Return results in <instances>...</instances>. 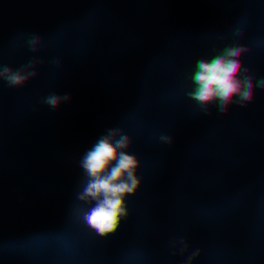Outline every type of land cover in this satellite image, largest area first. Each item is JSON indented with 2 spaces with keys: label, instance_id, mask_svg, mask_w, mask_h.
<instances>
[{
  "label": "rangeland",
  "instance_id": "obj_1",
  "mask_svg": "<svg viewBox=\"0 0 264 264\" xmlns=\"http://www.w3.org/2000/svg\"><path fill=\"white\" fill-rule=\"evenodd\" d=\"M92 1L0 0V42L20 27L46 31L60 16L77 14ZM216 1L159 0L157 15L151 22L148 19L153 11L142 8V0H110L117 10L133 11L131 25L144 39L154 37L150 30H155L154 38H158L171 27L189 29L167 41L166 61L159 65L146 56L149 47L145 44H140L145 48L144 52L136 54L133 51L127 42L134 41V34L124 28L114 13H109L105 19L116 27L98 32L94 43L90 37L95 32L89 30L61 40L55 58L56 71L62 73V78L55 87L47 88L44 83L46 64L36 48L26 55L2 56V69L10 85L0 87V146L4 135L12 130L17 132L23 146L12 152L16 151L21 170L16 173L15 163L7 162L2 169L4 177H0V238L56 222L59 198L66 194L76 174L85 166V154L91 152L93 158L102 159L105 152L96 143L113 128L119 130V134H122L121 130L126 132L124 140L116 141L118 146L109 147L110 153L114 154L109 162L112 172H123L130 178L128 194L116 205L115 218L121 219L123 230L119 240L104 243L95 257L82 264H119L130 247L129 231L138 225L139 212L147 198L160 199L157 218L161 223L162 215L169 207L168 200L174 196L170 189L172 184L203 209L218 202L226 177L229 193L249 189V180L259 176V168L249 149L247 120L240 117L221 132L222 136L239 144V149L230 157L232 165L229 167L218 157L210 142L203 143L197 137L200 127L181 117L160 113L156 108L149 112L150 116H145L150 129L130 123L132 119L122 123L133 110L137 80L139 76L145 78L147 75L142 72L145 67L151 69L150 79L156 86L175 89L187 84L196 93H203L204 84L195 73L214 70L212 48L206 44L199 46L201 57L187 59L184 69L176 67L174 62L184 60L193 47L198 46L192 34L204 27L215 26L218 19L214 7ZM233 2L239 15L243 11L242 0ZM207 7L210 10L206 14L204 8ZM187 36L192 39H181ZM244 41L242 36L239 42ZM59 100L66 109L63 122L54 109ZM247 111L255 124H264V105L259 101H251ZM28 116L31 123L26 134L21 129V122ZM130 133H134L131 139ZM125 140H128V146ZM164 158L166 169L160 165ZM261 167L264 168V160ZM261 177L264 179V174ZM202 180L217 183V187L212 184V195L204 196L197 188ZM138 190L139 197L136 196ZM120 204L132 207L129 209ZM225 241L220 237L222 245ZM0 264L34 263L4 256L0 257Z\"/></svg>",
  "mask_w": 264,
  "mask_h": 264
},
{
  "label": "trees",
  "instance_id": "obj_2",
  "mask_svg": "<svg viewBox=\"0 0 264 264\" xmlns=\"http://www.w3.org/2000/svg\"><path fill=\"white\" fill-rule=\"evenodd\" d=\"M242 5L243 11L238 15L233 0H217L215 26L192 34L199 46L206 44L215 54L214 70L195 73L204 84L201 95L187 84L175 89L154 85L151 69L144 66L142 72L147 75L138 77L135 105L122 123L132 119L130 123L150 129L145 116H150L156 108L160 113L181 117L200 127L197 137L203 143L210 142L229 167L230 157L239 144L221 132L241 117L249 124V149L255 155L259 176L249 180L247 191L235 193L226 190V177L223 194L208 209L196 205L172 184L174 196L168 200L169 207L161 223L157 218L160 199L147 198L140 209L138 225L129 231L130 247L119 264H260L264 261V179L261 177L264 124H255L247 111L251 101L264 105V0H242ZM204 9L207 14L210 7ZM109 13L98 0H93L77 14L60 16L46 31L16 28L0 42V87L10 85L2 69V56L26 55L32 48L43 55L46 87H55L62 78V73L56 71L55 58L61 40L88 30L106 32L114 26L105 19ZM242 36L245 41L240 44ZM127 43L136 54L145 50L132 40ZM161 61L166 60H151L158 65ZM54 109L63 122L66 118L63 101L55 102ZM120 132L113 128L100 136L96 146L105 152L102 159L93 158L91 152L85 154V166L76 174L66 194L59 198L56 222L0 238V257L34 264H82L95 257L104 243L120 239L123 227L121 219L115 218L116 205L128 194L130 178L123 172L114 174L109 163L114 155L109 147L124 140L126 132ZM133 135L130 133V139ZM126 144L129 145L128 140ZM212 184L217 187L215 181L202 180L197 188L204 196L212 195ZM136 196L139 197V190ZM220 237L225 238L224 245Z\"/></svg>",
  "mask_w": 264,
  "mask_h": 264
},
{
  "label": "built area",
  "instance_id": "obj_3",
  "mask_svg": "<svg viewBox=\"0 0 264 264\" xmlns=\"http://www.w3.org/2000/svg\"><path fill=\"white\" fill-rule=\"evenodd\" d=\"M100 1L102 7L106 9L108 12L114 13L115 16L119 19L118 21L123 25L124 28L127 30L131 31L133 35V39L135 42L138 44H145L146 47H149L147 57L148 59H163L165 56V52L167 49V41L172 37L176 35H180L183 33H187L189 31L188 28H169L166 30L161 37H156L154 38L155 35V30H150L154 33V37L152 38H146L141 37V35L136 31V29L131 25L130 18L133 16V11L130 10L126 13L123 12V10H117L113 7V4L110 2V0H98ZM159 0H142V8L151 10L153 11V14L150 16L148 19L151 22H154L155 17L157 15L158 9L156 7L157 3ZM111 3V5H110ZM139 17H143L142 14H139ZM198 31V30H197ZM98 39V33H94L90 37L91 43H94ZM152 39V43H150V40ZM150 44H153L151 47L149 46ZM201 49L198 46L193 47V49L190 51V55L185 58L184 60L176 59L175 60V66L178 68L184 69L187 65L188 60H197L201 57ZM188 59V60H187ZM31 120L30 116H28L26 119H24L21 122V129L24 133L29 132V126H30ZM23 144L19 141L18 134L17 132L8 131L6 135H4V142L1 145V150H0V177H4L2 169L6 165L7 162H13L15 163V170L16 173L19 172L20 169V164H18V155L16 154V151L12 153L15 149L18 150L19 147H22ZM170 161V160H169ZM166 158L160 161V165L163 169H166Z\"/></svg>",
  "mask_w": 264,
  "mask_h": 264
},
{
  "label": "water",
  "instance_id": "obj_4",
  "mask_svg": "<svg viewBox=\"0 0 264 264\" xmlns=\"http://www.w3.org/2000/svg\"><path fill=\"white\" fill-rule=\"evenodd\" d=\"M15 234V233H14ZM18 234V233H17ZM19 235V234H18Z\"/></svg>",
  "mask_w": 264,
  "mask_h": 264
}]
</instances>
